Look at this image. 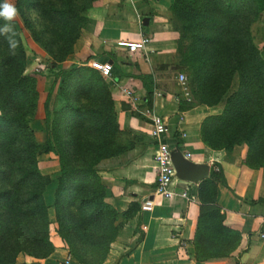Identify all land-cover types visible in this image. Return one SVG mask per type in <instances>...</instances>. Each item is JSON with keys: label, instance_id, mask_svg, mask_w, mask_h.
Masks as SVG:
<instances>
[{"label": "trees", "instance_id": "obj_1", "mask_svg": "<svg viewBox=\"0 0 264 264\" xmlns=\"http://www.w3.org/2000/svg\"><path fill=\"white\" fill-rule=\"evenodd\" d=\"M96 1L16 0L25 27L57 73L44 105V142L33 127L39 82L26 72L28 53L16 16L9 22L16 47L10 48V33L0 35V264H45L55 252L46 200L55 180L39 167L43 153L60 157L62 173L53 193L57 232L80 264H104L121 228L141 210L132 202L118 211L107 201L100 174L133 148V131L118 124L109 81L86 64L61 67L88 27ZM171 11L179 35L178 69L189 71L196 103L223 109L203 121L202 140L229 152L247 145L244 164L264 170V43L254 34L264 21V0H174ZM5 23L0 18V27ZM224 181L214 170L200 184L194 240L200 262L229 258L241 242V232L226 226L218 203ZM20 254L34 261L18 263Z\"/></svg>", "mask_w": 264, "mask_h": 264}, {"label": "crops", "instance_id": "obj_2", "mask_svg": "<svg viewBox=\"0 0 264 264\" xmlns=\"http://www.w3.org/2000/svg\"><path fill=\"white\" fill-rule=\"evenodd\" d=\"M174 0H97L90 9V23L75 45L65 66L86 64L98 69L100 63H113L107 78L115 102L118 124L133 131V148L112 168L100 172L108 187L107 201L124 212L132 202L141 210L129 218L112 243L104 264H264V238L260 236L264 218V170L244 164L248 146L229 152L208 147L201 137V125L222 106L196 103L186 94L178 79V33L172 24ZM148 19V22L146 21ZM147 22V24H146ZM149 37L145 50L131 52L121 43H134ZM177 79L179 87L166 83ZM190 90V88H189ZM152 91V94H151ZM161 116L170 128L173 151L182 158L174 163L177 176L171 196L156 194L158 143L152 135L154 118ZM174 162V160H173ZM200 165L207 176L195 180ZM217 168L219 170H217ZM221 171L218 203L226 212V226L241 232V242L226 259L200 262L196 258L195 235L200 215V184L212 172ZM194 176V177H193ZM186 194V195H185ZM146 199L151 211H143ZM55 252L45 264H80L51 226Z\"/></svg>", "mask_w": 264, "mask_h": 264}, {"label": "rangeland", "instance_id": "obj_3", "mask_svg": "<svg viewBox=\"0 0 264 264\" xmlns=\"http://www.w3.org/2000/svg\"><path fill=\"white\" fill-rule=\"evenodd\" d=\"M9 2L13 3L14 6L16 4V0H9ZM15 19L21 29L23 41L28 53V63H27L26 72L28 74L35 75L38 78V82H39V92H40L39 110L36 118L33 121V127L35 129L36 138L38 139V141L44 142L47 138V133H48L47 127L45 125L46 114H45L44 105L47 100L48 94L53 86V83L56 79L57 73L53 72L50 69L49 66L50 58L48 56V53L41 45H39L36 41H34L33 37L31 36V32L24 25L23 18L19 14H17ZM254 34H255L256 42L260 46H262L264 43V21L262 23L257 24L254 27ZM65 63L66 61L61 64V67H63L64 69H68L69 67H71L70 64L69 66H65ZM179 63L180 62L177 58V65ZM180 71H181L180 73H185L187 75L188 77L187 86L191 89L189 71L185 69H181ZM176 81L177 79L174 77L170 81L169 79H167L166 83L172 86L173 88H177L179 86ZM59 87H60V82L58 83L56 89L57 92L59 91ZM181 87L183 86L181 85ZM189 91L191 92L192 89ZM55 105L56 102L54 98L51 100L50 108L53 110L55 108ZM131 136L134 137V133H132ZM131 136L129 137V139H132ZM38 162L41 171L44 174L51 175L52 178L55 180L54 183L49 187V190L46 194V200L50 205V217L52 222L51 226L58 227L55 219V209L53 207V203H54L53 193L57 184L56 181L62 173V165L60 162V157L56 152L43 153L38 156ZM31 261H34V259L24 254H20L18 257V263L31 262Z\"/></svg>", "mask_w": 264, "mask_h": 264}, {"label": "built area", "instance_id": "obj_4", "mask_svg": "<svg viewBox=\"0 0 264 264\" xmlns=\"http://www.w3.org/2000/svg\"><path fill=\"white\" fill-rule=\"evenodd\" d=\"M149 41V37H143L138 42L121 43V46L128 47L131 52H138L145 50ZM97 70H99L105 78H109L113 74V63H100ZM178 79L180 84L183 86L185 93L189 94V87L187 86V75L185 73H180ZM153 125L154 130L152 132V135L155 137L158 143V150L155 155V162L157 164L156 194L168 197L173 194L171 186L177 176V170L175 168L172 157L173 150L169 144V141L164 139L166 135H170V128L166 120L161 116H156L154 118ZM217 170L219 169L217 168ZM152 208L153 201L150 199H146L142 205L143 211H151ZM260 236L264 238V218ZM70 263L71 258L67 259L64 264Z\"/></svg>", "mask_w": 264, "mask_h": 264}, {"label": "clouds", "instance_id": "obj_5", "mask_svg": "<svg viewBox=\"0 0 264 264\" xmlns=\"http://www.w3.org/2000/svg\"><path fill=\"white\" fill-rule=\"evenodd\" d=\"M18 14L17 8L13 3H10L9 0H0V18L6 21L3 27H0V35L10 33L7 36L8 43L10 48L14 49L16 47V42L14 40L15 33L13 32V28L11 22L13 18Z\"/></svg>", "mask_w": 264, "mask_h": 264}, {"label": "water", "instance_id": "obj_6", "mask_svg": "<svg viewBox=\"0 0 264 264\" xmlns=\"http://www.w3.org/2000/svg\"><path fill=\"white\" fill-rule=\"evenodd\" d=\"M146 21L148 22V19H146ZM147 22H146V24H147ZM172 157H173L174 163H176V164H179L180 163L179 160H180V158H182L181 155L176 153L175 151L172 152ZM188 167L190 168V171L191 170H197L198 173H200L204 170L206 171V169H202L203 168L202 166L192 164V163L188 164ZM205 171L202 172V174H198L196 177L193 176L194 179L198 180V179H203L204 177H206L207 173H205Z\"/></svg>", "mask_w": 264, "mask_h": 264}]
</instances>
